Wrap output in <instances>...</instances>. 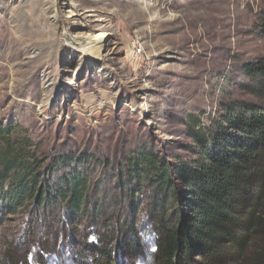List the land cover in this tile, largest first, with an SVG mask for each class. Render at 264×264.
I'll return each mask as SVG.
<instances>
[{"label":"rangeland","instance_id":"obj_1","mask_svg":"<svg viewBox=\"0 0 264 264\" xmlns=\"http://www.w3.org/2000/svg\"><path fill=\"white\" fill-rule=\"evenodd\" d=\"M263 17L264 0H0V122L24 126L47 163L83 155L105 204L100 223L38 227L11 216L0 247L17 239L25 249L39 236L58 247L43 264H94L80 243L127 220V195L112 186L138 149L195 158L192 118L215 130L225 103L259 102L244 84L245 65L264 56ZM145 212L136 220L149 251L141 264H152ZM116 264L130 262L117 255Z\"/></svg>","mask_w":264,"mask_h":264},{"label":"trees","instance_id":"obj_2","mask_svg":"<svg viewBox=\"0 0 264 264\" xmlns=\"http://www.w3.org/2000/svg\"><path fill=\"white\" fill-rule=\"evenodd\" d=\"M245 71L244 87L259 102L225 103L217 130H198L200 120L192 118L197 157L168 160L148 148L130 157L112 186L127 195V220L96 242L80 243L79 251L92 254L94 264H116L117 255L130 264L147 258L136 224L143 209L155 240L152 264H264V56ZM84 161L72 154L47 163L24 126L0 122V225L23 213L38 227L100 223L105 204L96 196L102 189ZM114 200L124 215L121 200ZM18 241L0 247V264H30L29 254L36 253L31 264H43L44 255L58 248L39 236L30 243L26 238L25 249Z\"/></svg>","mask_w":264,"mask_h":264}]
</instances>
